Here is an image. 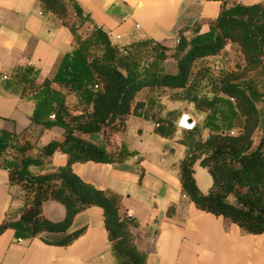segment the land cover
<instances>
[{"label": "crops", "instance_id": "crops-1", "mask_svg": "<svg viewBox=\"0 0 264 264\" xmlns=\"http://www.w3.org/2000/svg\"><path fill=\"white\" fill-rule=\"evenodd\" d=\"M91 27L102 28L112 43L129 45L151 40L171 51L179 39L190 40L209 31L224 5H246L255 0H77ZM91 29V28H89ZM86 37V35H85ZM75 44V37L62 19L44 9L39 0H0V130L4 129L29 140L27 156L41 158L33 173H52L67 165L62 152L52 156L42 153V146L61 140L60 127L43 128L32 124L36 102L33 92H22L24 78L40 85L53 78L63 56ZM170 51H168L169 53ZM243 55L235 44L225 51L198 60V104L185 98L171 99L170 91L141 89L132 105L145 102L139 114L133 112L125 125L101 134L96 143L107 151H121L118 163L88 161L74 163L73 171L84 181L121 198L120 212L130 218L131 231L139 249L147 254L146 264H264V233L250 234L222 216L199 209L183 192L180 164L187 156H199L194 176L203 193L213 186L208 169L201 165L206 154L202 145L213 134L237 135L243 130L245 117L236 100L218 92L215 82L221 70L236 69ZM170 73L177 72L173 58L164 63ZM205 68H209L207 72ZM244 93L253 101L259 114V126L253 135L254 147L264 137V62L241 80ZM57 87L56 84H54ZM183 94V93H182ZM184 95V94H183ZM78 102L69 94L67 104L73 110ZM182 116L194 122L193 129L180 125ZM105 133V132H104ZM0 157V223L20 219L26 207V192L10 180L6 164L14 160V150ZM43 216L53 222L66 216V208L55 200L43 204ZM82 233L69 245L55 240L58 234L43 232L24 238L15 229L0 234V264H124L116 256L105 227L104 211L92 206L78 213L69 232ZM22 239V241H19Z\"/></svg>", "mask_w": 264, "mask_h": 264}, {"label": "trees", "instance_id": "trees-1", "mask_svg": "<svg viewBox=\"0 0 264 264\" xmlns=\"http://www.w3.org/2000/svg\"><path fill=\"white\" fill-rule=\"evenodd\" d=\"M39 1L70 28L75 44L63 56L53 78L40 85L24 78L20 82L22 92H33L31 98L36 102L32 124L64 130L63 139L42 146V153L52 156L62 152L69 160L56 172L33 173L31 167L43 160L26 155L32 146L30 141L0 130V157L9 154V149L14 150V160L6 167L10 180L25 190L27 202L19 220L0 223V234L8 228L24 238L48 232L58 236L46 242L67 246L82 233V229L69 232L75 216L98 206L104 211L105 227L116 256L124 264H146L147 254L135 243L130 218L120 212V196L95 188L80 178L72 166L88 161L120 162L124 155L121 151L109 152L95 140L106 130L123 127L132 112L140 113L145 102H137L134 109L132 105L137 93L145 87L160 93L170 91L171 99L185 98L199 105L202 100L198 101L195 95L197 78L205 74L199 69L194 72V66L202 58L224 52L228 44L238 46L244 63L236 64V69L221 70L215 86L218 92L235 98L240 114L245 117L243 130L237 135L213 134L198 145L206 153L201 165L213 178L208 193L200 190L194 176V164L199 158L195 153L182 160L180 179L183 192L199 209L227 218L247 233H264V137L254 147L253 135L260 118L254 101L244 93L240 82L264 62V3L224 5L219 16L209 22L208 32L190 40L180 38L171 51L151 40L117 46L102 28L91 27L89 14L77 0ZM169 58L176 61V73L164 67ZM69 94L78 99L73 110L67 104ZM50 199L65 206L63 220L53 222L43 216V204Z\"/></svg>", "mask_w": 264, "mask_h": 264}, {"label": "built area", "instance_id": "built-area-1", "mask_svg": "<svg viewBox=\"0 0 264 264\" xmlns=\"http://www.w3.org/2000/svg\"><path fill=\"white\" fill-rule=\"evenodd\" d=\"M257 3H264V0H255ZM54 117V116H51ZM180 125L185 129H193L195 124L194 122H189V118L187 116H182L180 120ZM19 241H22V239H19Z\"/></svg>", "mask_w": 264, "mask_h": 264}, {"label": "rangeland", "instance_id": "rangeland-1", "mask_svg": "<svg viewBox=\"0 0 264 264\" xmlns=\"http://www.w3.org/2000/svg\"><path fill=\"white\" fill-rule=\"evenodd\" d=\"M84 28H85V27H84ZM84 28H83V29H84ZM83 29H82V30H83ZM106 132H109V131L106 130L105 133H103V132L101 133V136H102L103 139H107V138H108V135H107ZM48 240H49V241H53V239H51V238H48Z\"/></svg>", "mask_w": 264, "mask_h": 264}]
</instances>
